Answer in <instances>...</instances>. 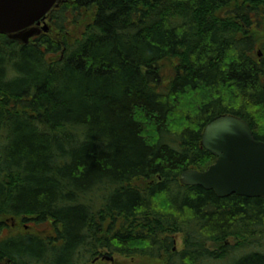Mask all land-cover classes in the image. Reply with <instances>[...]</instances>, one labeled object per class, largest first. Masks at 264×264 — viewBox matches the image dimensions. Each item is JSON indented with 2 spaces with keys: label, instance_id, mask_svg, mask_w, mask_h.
<instances>
[{
  "label": "trees",
  "instance_id": "obj_1",
  "mask_svg": "<svg viewBox=\"0 0 264 264\" xmlns=\"http://www.w3.org/2000/svg\"><path fill=\"white\" fill-rule=\"evenodd\" d=\"M48 21L0 35V264H264V198L180 183L215 164L220 117L264 142V0H59Z\"/></svg>",
  "mask_w": 264,
  "mask_h": 264
},
{
  "label": "water",
  "instance_id": "obj_2",
  "mask_svg": "<svg viewBox=\"0 0 264 264\" xmlns=\"http://www.w3.org/2000/svg\"><path fill=\"white\" fill-rule=\"evenodd\" d=\"M58 3L59 0H0V35L27 43L26 38L31 36L28 30L35 25L44 23L43 31L48 32L47 17ZM202 146L217 156L215 164L203 172H184L182 185L200 186L214 191L219 198H264V142L254 137L247 122L235 116L216 119L205 129ZM105 259L114 261V257Z\"/></svg>",
  "mask_w": 264,
  "mask_h": 264
},
{
  "label": "rangeland",
  "instance_id": "obj_3",
  "mask_svg": "<svg viewBox=\"0 0 264 264\" xmlns=\"http://www.w3.org/2000/svg\"><path fill=\"white\" fill-rule=\"evenodd\" d=\"M46 25L48 26V32H44L43 31V27L45 26L44 24H41V26H36L34 28H31L30 30H28L31 34V36L28 38H26L25 41L30 42L31 40H33L34 38H36L37 36L40 35L41 33H45V34H51L52 33V29H51V24L49 23V21H47ZM26 31V32H28ZM25 38V37H22ZM21 41H23V39H20ZM24 42V41H23ZM261 55L263 53H260ZM17 224H14V223ZM28 225L30 222H27ZM27 223H23L22 221H12L9 222L10 226L9 230H6L3 232L2 238H7L11 235H16L19 233H28V234H43V229H45V226H33L32 224H30L31 226L29 228H25V224ZM230 243H234L233 240L230 241ZM175 247L177 249V251H182L185 248V243H184V236L182 234H177L175 235ZM209 247L211 249H216L218 247H216L215 245H209ZM235 255H238V252H236ZM114 261L111 262L109 260H100L98 261L96 264H161L160 262H155V260H150L147 258H142L140 256H136V257H124V256H120V255H114ZM166 262V260H164ZM6 263V262H5ZM4 263V264H5ZM8 263V262H7ZM3 264V263H1ZM165 264V263H163Z\"/></svg>",
  "mask_w": 264,
  "mask_h": 264
},
{
  "label": "flooded vegetation",
  "instance_id": "obj_4",
  "mask_svg": "<svg viewBox=\"0 0 264 264\" xmlns=\"http://www.w3.org/2000/svg\"><path fill=\"white\" fill-rule=\"evenodd\" d=\"M14 224H17V223L15 222ZM9 225H10V224H9ZM24 226H25V228H29L31 225H30V224L28 225V223H27V224H25ZM10 227H11V226H10ZM100 260H103V258L97 259L96 261L92 262L91 264H96V263H97L98 261H100Z\"/></svg>",
  "mask_w": 264,
  "mask_h": 264
},
{
  "label": "bare ground",
  "instance_id": "obj_5",
  "mask_svg": "<svg viewBox=\"0 0 264 264\" xmlns=\"http://www.w3.org/2000/svg\"><path fill=\"white\" fill-rule=\"evenodd\" d=\"M207 128V127H206ZM203 147V146H202ZM183 175V174H182ZM181 179V178H180ZM181 183V182H180ZM184 186V185H183ZM188 187H191V186H188ZM175 250H177L176 248H175Z\"/></svg>",
  "mask_w": 264,
  "mask_h": 264
}]
</instances>
